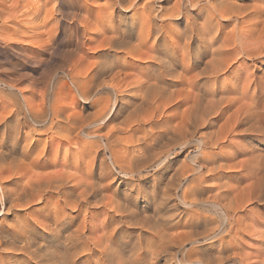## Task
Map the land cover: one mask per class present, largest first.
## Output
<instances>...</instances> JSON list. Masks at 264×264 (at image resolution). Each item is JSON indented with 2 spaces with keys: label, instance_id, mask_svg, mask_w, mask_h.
<instances>
[{
  "label": "rangeland",
  "instance_id": "rangeland-1",
  "mask_svg": "<svg viewBox=\"0 0 264 264\" xmlns=\"http://www.w3.org/2000/svg\"><path fill=\"white\" fill-rule=\"evenodd\" d=\"M114 1L115 0H0V187L3 188V193L0 195V264H43V262L39 260L41 258L37 259L39 255L44 254H42L41 251H37L38 253L34 255L35 259L31 257V260H29L26 255H20L16 248L21 247L22 243L20 240L13 241L12 237L10 239V237L7 236L9 231L8 228L10 230L15 229L13 232L16 234L23 228H29V230L35 231L39 236H37L38 239H35L36 244L44 248L50 238L47 235L49 228L52 229V225L49 227L48 224H50V220H58V218L60 221L64 220V223L67 221L66 230L81 228L85 223L88 231L92 228L88 232L91 237L89 236V239L81 237L74 241L73 244L75 248L72 247V250L70 248L69 252L71 254L68 253L70 255H65L68 257L70 256L69 258L66 257L68 258L66 260H74L72 262L73 264H94L93 262L97 264L98 261L96 262L94 257L96 260H99L100 254L98 251L96 252V250L99 249L94 246L92 239L94 241L95 237L97 238L100 236L99 234H102L101 232L110 233L112 230L111 228L118 223L119 226H117L118 229L116 228V234H119L114 237L119 239V241L114 238L117 243L112 241L113 244H111V250L115 252L114 257L116 258L119 254L126 257L128 255L127 253H129L128 250H131L134 245H136L135 247L138 246V241H140L142 247H147L146 244L148 245L149 239L153 237L152 235L163 228L161 232L164 231L163 233L165 234L167 232L169 235L167 234L168 237L165 238L167 241H164L162 246L168 244L166 247V249H168H165V252L158 256V263L156 264H189V261L198 259L201 260L203 264H264V203L263 199L257 201V198L263 195V186L261 185V187L258 183L259 176H261L260 173H262L264 166L263 138H260L257 133H251L249 135L244 134V127L242 126L234 132L233 136L229 135L224 140H218L219 143H217V146L206 143L208 146L205 145L206 147L204 146L201 152L204 156H199L197 161L193 163V157L195 156L193 154L199 151L196 142L201 135L204 134V136H206L216 131L220 133V128L225 120V117H212L209 115L204 119H211V124L201 125V122H199L200 125L197 123V126L193 124L190 125V123L186 125L188 120H186L185 123L187 115L185 112L183 113V111H186L191 104V99H193L197 89L201 85V87L207 89L210 85L208 83L209 81H207L208 79H206L207 77L204 75L196 78L197 82L192 80L194 74H197L198 70L202 67V62L208 59L206 56L207 54L203 55L200 62L198 61V63L194 65L196 67L193 68L196 69L192 68V70H196L195 72L191 69L189 70L191 62L189 58L195 54L193 53L194 51L186 53L182 58L180 52L177 54L178 63L175 64V72H180L183 63L182 69L184 68L187 73L185 72L183 76H181L185 81H182L183 78L177 81L174 77L166 76L168 82H171V85L173 83L174 87L170 85L168 88L169 90L165 88V91L163 89V93L165 92V97H167L173 92L171 96V102L174 101L173 103L167 102V106L160 104L158 105L160 106L159 110L154 108L157 104H141L142 102H140V99L137 97L138 91L134 90V87L137 88V81L139 82L140 79L146 77L147 74H151L152 71L154 72L156 66L148 60L127 57L124 51L128 49L126 46H132L133 43V45H135L137 42L136 35L139 33L138 31H140L138 28H141L139 24L144 22V20L150 22L154 15L159 16V8L172 6L176 0H170L171 3L170 1L166 3V0H134L132 2L133 8L132 6L128 7L129 9L131 8L130 10L127 9L129 0H116V6L113 3ZM210 1L211 0H199L197 6L194 7L196 9H199V7L200 9H204L206 7L202 13L196 12V14H200V16L197 15V17L199 16L197 22L200 20V22H202V20L208 16L204 14L206 12L209 13L206 9ZM227 1H229V3ZM258 1L223 0L222 2L228 4L237 2V6L239 5L238 7L242 8L249 7L248 5L244 7L245 4L249 2L252 9L250 7L251 10H247L246 13H251V16L242 18L244 15L238 16V13L234 12L236 15H231V18L228 19V17H225L226 15L220 16L218 13L216 15L214 12L215 15L214 13L212 14L216 19L214 18L211 24H214L215 27L217 26L216 28L219 26L218 30H220L222 39L234 27L238 31L240 29L245 30V27L251 26L250 30L247 32V37L252 43L255 41V44L257 43L256 45L259 44L258 47L261 46V48H256L255 44H252L254 47L252 45H249V47L245 45L243 47L247 49V52L252 54H255L256 50L258 51L257 53L261 50L263 53L260 54L261 56L259 54L257 55V53L255 55L251 54L252 56H244L243 60L241 59L242 62L244 61L243 63L241 60H239L240 62L231 63V69L229 68L228 70L229 72L226 71L219 75L220 79L218 78L217 80V85L219 87L217 86L215 88L226 89L233 85L236 88L233 86L231 88H234L235 91L229 94V96L236 97L239 95L238 97H242V94L246 92L245 95L247 98L249 97L248 99L251 97L253 99L256 98L255 105L250 106L249 110L251 108L250 112H259L263 114L261 124H263L264 127V34H261V30H263L261 27L264 26V23H262L264 17L263 13H261V16L257 10L254 9L255 11H253V6H256L255 4L259 3L257 6L260 5L259 7L262 8L264 3L263 0ZM183 2L184 9L188 13L190 12L189 16L192 15L191 17H193L196 15L192 6L189 5V0H183ZM234 3L233 5L235 6ZM240 3H243V6H240ZM142 5L146 7L144 13ZM220 6L222 5L219 3L217 7L219 8L218 10L227 11V9H224V6L221 8ZM170 7H166L165 10H168ZM185 7H188L190 11ZM149 9L152 10V13L149 12ZM233 9H231L232 11L228 9V12L235 11ZM252 11L256 12L257 15L253 14ZM133 13L136 15H132ZM218 15L219 20L217 19ZM165 17L162 23H160L159 17H157L158 19L156 18L157 23L162 24L165 28H162V30H165H163L165 33H162L164 36L167 37L168 35L172 37L183 30L185 19ZM234 21L237 22L234 23ZM249 21L252 23L250 24ZM146 22L141 25H144ZM149 22L147 23L149 24ZM166 22H170V25H165ZM218 23L220 24L218 25ZM255 25H257V27L252 28ZM254 29L257 30L255 31L256 33ZM123 31L125 34H130V32L132 34L129 40L127 38L129 44L125 46L126 48H124V45L120 48L121 45L118 44L122 42L120 41L121 36L118 37V32L120 35ZM261 35H263L262 40L259 39ZM113 37L114 40H111ZM152 37L153 36H151L149 40V44L152 42ZM254 37H257L256 39L259 41L255 40ZM130 41L133 43L130 44ZM114 42H118V47L116 44L114 45ZM261 42H263V44H261ZM112 44L114 46H112ZM233 45H237L236 52L241 51L239 42L233 43ZM144 48H142V50H145ZM184 64L186 67L188 66V68L184 67ZM237 64L239 67H237ZM243 64L246 67L242 68ZM245 73H248L253 79L247 77L246 79L243 78L248 75H244ZM247 79H251L253 82L251 80V82H248ZM240 80L251 84L247 85ZM191 81L194 82L192 83ZM203 81H207V85L206 83L204 85ZM189 82L192 86L191 84L189 85ZM198 82L200 84H198ZM195 83L196 85L194 87L193 85ZM253 83H255L254 86ZM240 84L245 85L243 87V85ZM196 86L198 88H196ZM245 86H247V88L249 87L250 91ZM242 87L244 88L243 91ZM170 88H174V91L176 89V94L172 90L171 93H168L170 92ZM239 93H241V95ZM176 95L178 98H176ZM173 98L175 100H173ZM246 101L247 100L244 102ZM164 103L166 104V102ZM136 104L137 106H134ZM238 104H234L229 112L231 113L234 111ZM162 107H164V109H162ZM164 119H167L166 122ZM168 120L169 122L172 121V124L170 123L171 125ZM166 123L168 124L165 125ZM184 123L185 125H183ZM161 124L166 126L164 127L165 129L169 125V127H173V125L176 127V125H178L177 127L179 128L180 126V129L182 127H187V129H182L181 131L177 130L178 128L175 129V136L177 138L174 137L175 140L172 142L169 141L171 140L170 135L168 137V135L164 134L166 135L164 136L163 133V136L160 135L161 137L159 136L156 138L158 136L157 131L162 132L164 130V128L156 127ZM150 127L152 129L154 128V132L152 129L150 131ZM190 131H192V133ZM177 134L179 136H177ZM154 137L158 140H154ZM220 137L221 136L218 135L217 138ZM159 138L163 140L159 141ZM181 140L187 142L185 147L178 146L179 143L181 144ZM154 141L156 144L152 145L155 143ZM158 141L159 143L161 142V144L157 143ZM168 149L170 150L169 154L167 153ZM114 150H117V152L114 153ZM37 154L40 156L38 160L39 163L33 162ZM230 158H236L233 160L235 162L242 160L244 162L243 169H245V172L248 169L247 175H245L244 170H241L240 167L234 169L233 167L227 166L228 161L229 164L232 163ZM246 159H249L250 162ZM247 162L248 165L246 164V169L245 163ZM63 164H66L67 167L68 165L71 167L68 168L69 172L72 171V174L74 172V176L72 175L73 183L80 180V177L83 179L88 178V182L92 180L97 181L99 183V189L97 190L99 192H96V194H98L97 196L102 195L107 198L111 197L114 201L119 202L123 210H121L122 212L119 211V213H123L124 210V213H127V209L128 213H132V215L136 213L138 216L134 215V217L137 219L143 216L150 217L154 215L153 218L150 217L152 222L149 221L146 225L145 223H140L139 225V222L135 221L136 218L132 215L131 218H122L116 214L118 212L111 209L112 206H94L95 199L93 197L90 199L89 203H87L88 205L85 203L77 204L78 206L75 205L74 208H68L64 215V204L60 201V196L55 194L48 196L49 198L47 197L45 201H35V203L32 198L28 197L29 200L24 198L25 200L22 199L19 204H23L26 200H28L29 203L26 201L27 204L16 207L17 209L12 208L10 209L11 211L9 210L8 212L6 211V213H2L5 206L8 208L7 202L11 198L13 199V194L20 192L22 187L26 185V181H29L30 177L33 178V176L37 174H53L59 171L56 169H62L64 167ZM124 171L126 172L124 173ZM75 174L77 176H75ZM248 174H250V176ZM245 177L250 181L247 180V182ZM253 181L254 183L256 182L257 185H251ZM249 182L251 183V187L254 189L258 187L259 189L256 188L253 190L249 186ZM246 183H248V186L251 188H249L251 190L250 192H248L249 189L247 191L248 187ZM240 184H242L241 188H244V186L247 187V192L243 190V193L245 192L244 194H246L244 197H246L245 199L251 197L252 202L245 203L242 201V207L240 208L243 211L240 209L237 211L227 210L228 207L221 206L224 212L227 213H223V210L222 213H216L210 204L216 203L225 205L223 201L226 202V200H231L232 198V195H230L231 197H229V199H221L219 194L223 190L222 186L227 185L229 188L233 186L231 187L233 189L240 186ZM7 190L9 191L8 193ZM75 190L77 193L79 191L78 187H76ZM256 190L258 191L257 194H255ZM259 190L262 194L259 193ZM240 191H242V189ZM184 193L187 195V201H192L193 207H185L181 204L180 200L183 198L182 196ZM243 193L241 192V194ZM248 193H250V195H248ZM251 195H253L254 198ZM3 199L6 200V202ZM223 214H226L228 218L227 221H222L224 219ZM218 215L223 216V219ZM82 217L85 218L82 220ZM110 219L114 220L113 222L115 223L112 221L110 222ZM108 220L109 222H107ZM130 220L133 224L131 223L132 226L129 225V227L128 224H130ZM157 220H159V222ZM81 221L86 222L81 223ZM28 222L30 223L28 224ZM89 222L91 226L93 225L92 227ZM136 222H138V224H136ZM154 223H156V226ZM107 225H110L108 226L109 228ZM121 225L123 226L122 228H120ZM159 226L161 228H159ZM33 227L35 230H33ZM149 228L151 229L149 230ZM157 228L160 230H156ZM153 230H156L154 231L155 233H153ZM123 236H125V238ZM169 236L171 240L176 236L174 237L176 239L173 238V240L176 241H171ZM130 238H132V240ZM12 241L14 242L13 245L11 244ZM174 242L175 244H173ZM83 244L85 246L88 245L90 248L88 246L85 247ZM115 244L118 246V249L115 247ZM130 244H134L132 248ZM172 244L173 246H171ZM123 246L127 249H124L125 247ZM84 248H86L87 251ZM31 250L36 251L37 248L33 247ZM122 250L125 251L126 255ZM126 250L128 252H126ZM117 252L121 253L118 254ZM96 256H98V259ZM160 257L162 259H160ZM147 258L148 256H145V261L149 262L150 259L148 258V260ZM91 259L93 260L92 262ZM145 261L143 264H147Z\"/></svg>",
  "mask_w": 264,
  "mask_h": 264
},
{
  "label": "bare ground",
  "instance_id": "bare-ground-1",
  "mask_svg": "<svg viewBox=\"0 0 264 264\" xmlns=\"http://www.w3.org/2000/svg\"><path fill=\"white\" fill-rule=\"evenodd\" d=\"M117 1H119V0H117ZM116 0L113 2L114 3V5H115V2H117ZM127 1V0H126ZM134 0H129V5L127 6V9H129L128 7H131L133 4H132V2H133ZM148 1V0H147ZM159 1V0H158ZM161 1V0H160ZM170 0H166V3H168ZM174 1V0H173ZM207 1V0H206ZM219 0H211L209 3H208V7H207V9H206V11H208L209 13H205L204 15L206 16V14L208 15L207 17H203L204 19L202 20V22H197V18L200 16V14L199 13H202V11L206 8H202V9H200V7H199V9H196V8H194V7H196L197 6V4L199 3V0H189V5L190 6H192V8L194 9V11H195V14H196V12L198 11L199 13H197L196 15H194L193 17H191V16H189L190 15V12L188 13L185 9H184V6H183V0H176V1H174V3L172 4V6L170 7V6H166V7H170L168 10H165V8L166 7H164V8H159V7H156V8H159L160 10L158 11V14H159V16H156V15H154L153 17H152V20L149 22V21H147V22H149V24L144 20V22H146L144 25H141V24H143L144 22H142L141 24H139L140 26H141V28H138V30L140 29V31H138L139 33L136 35V40H137V45H136V43H135V45H133L134 43L133 42H131L130 41V44H132V46H130V45H128L129 44V37H132V34H131V32H130V34H125V32L123 31L122 32V34H120L119 35V32H118V37L119 36H121L120 37V41H122V42H120V43H118V44H120L121 46H120V48L121 47H123V45H124V48H128V49H126L125 51H124V54L127 56V57H130V58H137V59H139V60H148L150 63H152V64H154L155 66H156V69H155V71L153 72L152 71V73L151 74H147V76L146 77H144L143 79H140V81L138 82L137 81V84H136V86H137V88H135L134 87V90H137L138 92V95H137V97L140 99V102H142L141 104H144V103H151V104H153V105H155V104H157V106H155L154 108H156V110H159V108H160V106H158V105H160V104H163V105H166L167 106V102H171V96L173 95V92H172V94L171 95H169V96H167V97H165V92L163 93V89L165 90V88H166V90H169L168 88L170 87V83L168 82V80L166 79V76L167 77H174V78H176L177 79V81H178V79H180V78H183V77H181V76H183V74L186 72L185 70H184V68L182 69V67H183V63H182V67H181V69H180V72H178V73H176L175 72V64L176 63H178L177 62V54L180 52L181 53V58L182 57H184V55L186 54V53H189V52H191V51H194L193 53H195L193 56H191L190 58H189V60L191 61L190 62V66H189V70L191 69L192 70V68L193 67H196V66H194L196 63H198V61L200 62V60H201V57L203 56V55H206L207 57H208V59H206L204 62H202V67L198 70V73L196 74H194L193 72H195L194 70H192L193 72V74H194V77H193V79L192 80H197L196 78H198V77H200V76H202V75H204V76H206L205 78L206 79H208L207 81H209L208 83L210 84H208L209 85V87L207 88V89H205L204 87H197L196 86V88H198L197 89V92H196V94L193 96V99H191L192 101H191V104L189 105V107L186 109V111H183V113L185 112L186 113V115H187V117H186V119H185V123H186V120H188L187 122L188 123H186V125L187 124H189L190 123V125H196L197 126V123H199V122H201V125H204V124H211V119H207V120H205L204 118H206L207 116H209V115H211L212 117H225V120H224V122H223V124H222V126H221V128H220V133H219V131H216V132H211L209 135H206V136H204V134L203 135H201V137L199 138V140L196 142L197 143V145H198V148H199V151L197 152V153H195V154H193V155H195L194 157H193V163H195V161H197V159L199 158V156H204V154H202L201 152H202V150H203V147L206 145V143L208 144H211L212 146H214V145H216L217 146V143H219L218 142V140H224V139H226L229 135L231 136H233V134H234V132L235 131H237V129H239L240 127H244V130H243V133L244 134H247V135H249V134H251V133H257L258 135H259V137L260 138H263V141H264V127H263V124H261V118H262V116H263V114L262 113H257V112H255V113H253V112H250V110H251V108H250V110H249V107L250 106H252V105H255V102H256V98H250V99H248L247 97H246V95H245V93L244 94H242V97H238V96H229V94H232V93H234V91H235V89L234 88H236V87H234L233 85V87L234 88H231V87H227L226 89L225 88H223V89H219V88H215V87H217L218 85H217V80H218V78H219V75L221 74V73H224V72H226V71H228L229 70V68L231 67V63H236L237 61H239V60H243V58H244V56H248V55H251L252 53H249V52H247V49L245 48V47H243V46H245V45H248V47H249V45H254L255 44V41H254V43H252L249 39H248V37H247V32L250 30V28H251V26H248V27H245V30H243V29H240V30H236V28L234 27V28H232L231 29V31L230 32H228V34H226V36L224 37V35H225V33H224V35H223V39H222V36L220 35V30H218V28H219V26H218V28H216L215 26H214V24H211V21L213 22V19L215 18L214 17V15H215V13H216V15H217V13L220 15V16H224V15H226L225 17H228V19L229 18H231V15H236V14H234V12H236V13H238V16L239 15H244L242 18H247V17H249V16H251V13H249L248 12V14L246 13L247 12V10H249L250 9V7H251V9H252V6L251 5H249L250 3L248 2V4H245V6L244 7H246V5H248L249 7H247V8H242V7H238L237 6V2L236 3H234L235 4V6L233 5V3H231V4H228L229 3V1H227L228 3H224V2H222V1H219ZM225 1V0H224ZM231 1V0H230ZM235 1V0H234ZM242 1V0H241ZM258 1V0H257ZM260 1V0H259ZM258 1V2H259ZM145 2V1H144ZM188 2V1H187ZM186 2V3H187ZM244 2V1H243ZM121 3V2H120ZM170 3H171V1H170ZM207 3V2H206ZM206 3H204V4H206ZM219 3L222 5V6H224L225 8L224 9H227V11L226 10H218L219 8H217L218 7V5H219ZM263 3H264V0H263ZM122 4V3H121ZM124 4H125V2H124ZM136 4V3H135ZM153 4V3H152ZM201 4V3H200ZM241 4V3H240ZM243 4V3H242ZM240 5V6H243V5ZM255 4V3H254ZM259 4V3H258ZM258 4H255L256 6H253V11H255V10H257L258 11V13H263V17H264V6L262 7V5H261V7L262 8H260L259 6H257ZM113 5V6H114ZM118 5H120V4H118ZM137 5V4H136ZM146 5H147V3H146ZM168 5V4H167ZM201 5H203V4H201ZM116 6V5H115ZM124 6V5H123ZM122 6V7H123ZM138 6V5H137ZM159 6V5H158ZM206 6V5H205ZM222 6H220V8L222 7ZM120 7V6H119ZM140 7V6H139ZM142 7H143V5H142ZM151 7V6H150ZM153 7V6H152ZM161 7V6H160ZM126 8V7H125ZM132 8H133V6H132ZM186 8V7H185ZM233 8H238V9H233ZM131 9V8H130ZM129 9V10H130ZM186 9H188V7L186 8ZM228 9H233V10H235V11H233V12H228ZM250 9V10H251ZM255 9V10H254ZM135 10V9H134ZM136 10H137V8H136ZM143 13L145 12V10H146V7H143ZM189 11H190V9H188ZM237 10V11H236ZM133 11V10H132ZM140 11V10H139ZM139 11H138V13H139ZM154 11V10H153ZM157 11V10H156ZM192 11V10H191ZM232 11V10H231ZM252 11V13L253 14H256L257 15V13L256 12H253ZM134 12V11H133ZM148 12V11H147ZM149 12L150 13H152V10H150L149 9ZM215 12V13H214ZM135 13H136V11H135ZM137 13V14H138ZM166 13V14H165ZM212 13H214V15L212 14ZM233 13V14H232ZM132 15H136V14H132ZM141 15H142V13H141ZM140 15V16H141ZM197 15H199L198 17H197ZM219 15H218V17H217V19L219 18ZM230 15V16H229ZM149 16V15H148ZM165 16H167V18H173V17H178V18H182V19H185L184 21H185V25L183 26L184 28H182L181 30V32L180 33H176V35H173L172 37H169L168 35H167V37L166 36H164L162 33L165 31L164 29V27L162 26V24H160V23H162V22H164V18H166ZM181 16V17H180ZM261 16H262V14H261ZM137 17V16H136ZM138 17H139V15H138ZM143 17V16H142ZM151 17V16H150ZM157 17H159V19H160V23H157V20H156V18ZM255 17V16H254ZM133 18V17H132ZM141 18V17H140ZM146 18H147V16H146ZM202 18V17H201ZM224 18V17H223ZM223 18H220V19H223ZM149 19V18H148ZM158 19V18H157ZM175 19V18H174ZM200 19V18H199ZM216 19V18H215ZM234 19V18H233ZM233 19H232V21H233ZM262 19V18H261ZM143 20V19H142ZM141 20V21H142ZM219 20V19H218ZM225 20V19H224ZM240 20V19H239ZM252 20V19H251ZM258 20V19H257ZM141 21H139V22H141ZM170 21V20H169ZM173 21V20H172ZM238 21V20H237ZM237 21H234V23L235 22H237ZM218 22V21H217ZM231 22V21H230ZM241 22V21H240ZM245 22H247V21H245ZM256 22V21H255ZM258 22H259V20H258ZM170 22H166L165 23V25H170L169 24ZM181 23V22H180ZM215 23V22H214ZM249 23L251 24L252 22L251 21H249ZM261 23V22H260ZM259 23V24H260ZM262 23H264V18H263V22ZM178 24V23H177ZM220 23H218V25H219ZM247 24V23H246ZM257 24V23H256ZM88 25V24H87ZM164 25V24H163ZM236 25V24H235ZM249 25V24H248ZM258 25V24H257ZM257 25H255L254 27H252V28H255V27H257ZM239 26H241V25H239ZM260 26V25H259ZM166 27V26H165ZM168 27V26H167ZM162 28H164L163 30H162ZM242 28H243V26H242ZM263 30H261L262 31V33L261 34H264V26L263 27H261ZM114 29V28H113ZM257 29H259V28H257ZM223 30V29H222ZM177 31H180V30H177ZM237 31V32H236ZM253 31V30H252ZM255 31H257V30H255L254 29V32ZM159 32H160V34H159ZM254 32H252V33H254ZM165 33V32H164ZM256 33V32H255ZM259 33H260V31H259ZM257 34H258V32H257ZM251 35V34H250ZM254 35V34H253ZM151 36H153L152 37V42H150V44H149V40L151 39ZM221 36V37H220ZM256 36V35H255ZM258 36H259V34H258ZM169 37V38H168ZM127 38H128V40H127ZM252 38V37H251ZM255 38V40H257L256 38L257 37H254ZM262 38H263V35H261V37L259 38V39H261L262 40ZM111 40H114V37L111 39ZM135 40V41H136ZM257 41H259V40H257ZM238 43L239 42V48L241 49V51L239 52L238 50V52H236V47H237V45H233V43L235 44V43ZM117 43L116 42H114V45L116 44L117 45ZM149 45H148V44ZM111 44V43H110ZM257 44V43H256ZM255 44V45H256ZM261 44H263V42H261ZM113 44H112V46H114ZM126 45H128V46H126ZM233 45V46H232ZM252 45V46H253ZM259 45V44H258ZM258 45H256L255 47L256 48H261V46L260 47H258ZM126 46V47H125ZM130 46V47H129ZM148 46V47H147ZM111 47V46H110ZM117 47H118V45H117ZM145 47V48H144ZM247 47V48H248ZM254 47V46H253ZM252 47V48H253ZM142 48H144L145 50H142ZM255 48V49H256ZM250 50V49H249ZM253 50H254V48H253ZM259 50V49H258ZM170 51V52H169ZM242 51H243V53H242ZM255 51V50H254ZM262 51V50H261ZM259 52V53H257L258 51L256 50L255 52L257 53V55L259 54H262L263 52ZM250 52H252V51H250ZM192 53V54H193ZM255 53V54H256ZM182 54H183V56H182ZM254 54V53H253ZM252 54V55H253ZM254 54V55H255ZM124 55V56H125ZM189 55V54H188ZM187 55V56H188ZM191 55V54H190ZM251 55V56H252ZM261 56V55H260ZM179 57V56H178ZM250 58V57H249ZM183 60V59H182ZM186 60H188V59H186ZM185 60V61H186ZM242 60H241V62H242ZM178 61H180V60H178ZM184 61V60H183ZM182 61V62H183ZM187 62V61H186ZM240 62V61H239ZM244 62V61H243ZM242 62V63H243ZM149 63V64H150ZM181 63V62H180ZM152 64H150V65H152ZM179 65V64H178ZM187 65V64H186ZM155 66H153V67H155ZM241 66V65H240ZM179 67V68H180ZM184 67H186L185 66V64H184ZM233 67H236V66H233ZM237 67H239L238 66V64H237ZM243 67H246V66H244V64H243V66H242V68ZM186 68H188V66L186 67ZM193 69H196V68H193ZM231 69V68H230ZM236 69V68H235ZM177 70H179V69H177ZM176 70V71H177ZM243 70V69H242ZM246 70V69H245ZM232 71V70H231ZM233 71H234V69H233ZM240 71V70H239ZM93 72V71H92ZM229 72V71H228ZM227 72V73H228ZM236 72V71H235ZM238 72V71H237ZM245 72V71H244ZM246 72H247V70H246ZM187 73V72H186ZM240 73H241V71H240ZM232 74H233V72H232ZM248 73H245L244 75H247ZM240 75H242V74H240ZM236 76V75H235ZM249 76V74L247 75V76H245V77H243V78H245L246 79V77L247 78H251L250 76ZM186 77V76H185ZM237 77V76H236ZM236 77H234V78H236ZM242 78V79H243ZM88 79H90V78H88ZM87 79V80H88ZM169 79H171V78H169ZM186 79V78H185ZM204 79V78H203ZM220 79V78H219ZM245 79H244V81H245ZM251 79H253V78H251ZM250 79V80H251ZM184 80V78L182 79V81ZM235 80H239V79H235ZM248 80V79H247ZM250 80H248V82H251ZM185 81V80H184ZM190 81V80H189ZM200 81H202V80H200ZM206 81V82H207ZM241 81V80H240ZM240 81H239V83H240ZM242 82V83H245V82ZM86 82V81H85ZM173 82V81H172ZM192 83L194 82V81H191ZM197 82V81H196ZM206 82H204L203 81V84L205 85V83ZM236 82H238V81H236ZM245 83V84H247V85H249V84H251V83ZM253 82V81H252ZM256 82V81H255ZM136 83V82H135ZM184 83V82H183ZM98 84V83H97ZM181 84H182V82H181ZM185 84V83H184ZM191 83L189 82V85H190ZM198 84H200L199 82H198ZM231 84V83H230ZM237 84V83H236ZM244 84V85H245ZM254 84L255 83H253V86H254ZM176 85H178V84H176ZM179 85H180V82H179ZM195 85H196V83L193 85L194 87H195ZM206 85H207V83H206ZM229 85V84H228ZM235 85V84H234ZM238 85V84H237ZM240 85H243V84H240ZM244 85H243V87H244ZM171 86H173V83H172V85ZM191 86H192V84H191ZM174 87V86H173ZM219 87V86H218ZM241 87V86H240ZM242 87V91H243V88ZM246 88H247V86H245ZM104 88V87H103ZM196 88H194V89H196ZM222 88V87H221ZM251 88V87H250ZM118 89V88H117ZM174 88H170V92H168V93H171V90L172 91H174L173 90ZM247 89H249V87L247 88ZM247 89H245V90H247ZM165 90V91H166ZM239 90V89H238ZM79 91V90H78ZM83 91V90H82ZM81 91V92H82ZM122 91V90H121ZM249 91H250V89H249ZM257 91V90H256ZM120 92V91H119ZM175 92H177L176 91V89H175V91H174V93ZM248 92V91H247ZM97 93V92H96ZM167 93V94H168ZM241 93H243V92H241ZM241 93H239L240 95H241ZM135 94H136V92H135ZM176 94V93H175ZM193 94V93H192ZM164 95V96H163ZM248 95V94H247ZM175 96V95H174ZM173 96V97H174ZM177 96V95H176ZM254 96V95H253ZM81 97H83V96H81ZM187 97V96H186ZM256 97V96H255ZM111 98V97H110ZM109 98V99H110ZM138 98H137V100H138ZM176 98H178V96L176 97ZM245 98H247V99H245ZM136 99V98H135ZM179 99H181V98H179ZM185 99V98H184ZM173 100H175L174 98H173ZM182 100V99H181ZM180 100V101H181ZM189 100V99H188ZM245 100H247L246 102H244ZM261 100V99H260ZM166 102V104L164 103V102ZM176 101H177V99H176ZM108 102V101H107ZM135 102V101H134ZM134 102H133V104H134ZM174 101H172L171 103H173ZM183 102V101H182ZM178 103V102H177ZM179 103H181V102H179ZM238 103H240V104H238ZM133 104H132V106H133ZM140 104V105H141ZM168 104H170V103H168ZM234 104H238V106H237V108L234 110V111H232L231 113L229 112L230 111V109L232 108V106H234ZM172 105V104H171ZM103 106V105H102ZM106 106V105H105ZM134 106H137V104L136 105H134ZM149 106V105H148ZM165 106V107H166ZM248 107V108H247ZM103 108H104V106H103ZM153 108V107H152ZM167 108V107H166ZM162 109H164V107H162ZM161 109V110H162ZM253 109H254V107H253ZM111 110V109H110ZM153 111H154V109H153ZM164 111V110H163ZM156 112V111H155ZM54 113V112H53ZM158 113V112H157ZM97 114V113H96ZM108 115V114H107ZM160 115H162V114H160ZM185 115V114H184ZM185 115V116H186ZM103 117V116H102ZM164 117V116H163ZM184 117V116H183ZM167 118H168V116H167ZM209 118V117H208ZM107 119V118H106ZM165 120V119H164ZM167 120V119H166ZM166 120H165V122H166ZM98 121V120H97ZM141 121V120H140ZM139 121V122H140ZM143 121V120H142ZM171 121V120H170ZM39 122V121H38ZM41 122V121H40ZM92 122V121H91ZM149 122V121H148ZM156 122V121H155ZM154 122V123H155ZM168 122H169V120H168ZM172 122V121H171ZM171 122H169V124L171 123ZM153 123V124H154ZM185 123L183 124V125H185ZM98 124V123H97ZM160 124V123H159ZM168 123H166L165 125H167ZM172 124V123H171ZM170 124V125H171ZM155 125V124H154ZM153 125V126H154ZM164 124H161V125H157L156 127H161V128H164V127H166ZM169 125V126H170ZM199 125H200V123H199ZM163 126V127H162ZM169 126H167V128L165 129L164 128V130L161 132V131H157L156 129V131H157V137L156 138H158L160 135H162V133H163V135L164 134H166V135H168V137H169V135H170V139L171 140H169V141H174L175 140V138L174 137H176L175 135H176V130L175 129H177L178 127V125H176V127L173 125V127H169ZM195 126V127H196ZM112 127V126H111ZM130 127V126H129ZM135 127V126H134ZM137 127V126H136ZM155 127V126H154ZM169 127V128H168ZM175 127V128H174ZM182 127V126H181ZM192 127V126H191ZM194 127V128H195ZM144 128V127H143ZM174 128V129H173ZM190 128V127H189ZM194 128H192V129H194ZM113 129V128H112ZM111 129V130H112ZM135 129V128H134ZM137 129V128H136ZM151 127H150V131H151ZM157 129H159V128H157ZM182 129H187V127H185V128H181L180 129V126H179V128L177 129V130H182ZM154 130V128L152 129V131ZM159 130H162V129H159ZM191 130V129H190ZM16 131V130H15ZM134 131V130H133ZM146 131V130H145ZM149 131V130H148ZM150 131H149V133H150ZM184 131V130H183ZM182 131V132H183ZM17 132V131H16ZM90 132V131H89ZM111 132V131H110ZM154 132V131H153ZM179 132V131H178ZM191 133H192V131H190ZM38 133V132H37ZM93 133V132H92ZM147 133V132H146ZM191 133H187V134H191ZM26 134V133H25ZM116 134V133H115ZM129 134V133H128ZM127 134V135H128ZM141 134V133H140ZM151 134H153V133H151ZM155 134V133H154ZM179 134H181V133H179ZM53 135V134H52ZM90 135V134H89ZM134 135V134H133ZM147 135H148V133H147ZM150 135V134H149ZM156 135V134H155ZM162 135V136H163ZM166 135H164V136H166ZM218 135H220L221 137L220 138H217L218 137ZM121 136V135H120ZM151 136V135H150ZM177 136H179L178 134H177ZM77 137V136H76ZM91 137V136H90ZM124 137V136H123ZM161 137V136H160ZM167 137V138H168ZM213 137H214V139H213ZM120 138H122V137H120ZM147 139H149L148 137H146ZM145 138V139H146ZM151 138H152V136H151ZM150 138V139H151ZM155 137H154V140L156 139ZM163 138V137H162ZM165 138V137H164ZM166 138V139H167ZM177 138V137H176ZM217 140H216V139ZM63 139V138H62ZM129 139V138H128ZM141 139H143V138H141ZM141 139H139V140H141ZM146 139V140H147ZM107 140V139H106ZM121 140V139H120ZM144 140V139H143ZM152 140V139H151ZM156 140H158V139H156ZM163 139H160L159 138V141H162ZM197 140V139H196ZM32 141H33V139H32ZM108 141V140H107ZM153 141V140H152ZM159 141L157 142V143H159ZM167 141V140H166ZM182 141V140H181ZM109 142V141H108ZM147 142V141H146ZM150 142V141H149ZM155 142V141H154ZM153 142V143H154ZM164 142V141H163ZM176 142V141H175ZM183 142V141H182ZM181 142V144L179 143V147H185L186 145H187V142L186 141H184L183 143ZM84 143V142H83ZM95 143V142H94ZM110 143V142H109ZM123 143V142H122ZM132 143V142H131ZM137 143V142H136ZM146 144H150V143H146ZM145 144V145H146ZM152 144V143H151ZM156 144V142L154 143V144H152V145H155ZM159 144H161V142L159 143ZM167 144V143H166ZM72 145V144H71ZM116 145V144H115ZM117 145H118V143H117ZM196 145V144H195ZM46 146V145H45ZM75 146V145H74ZM94 146H95V144H94ZM98 146V145H97ZM148 146V145H147ZM160 146V145H159ZM162 146V145H161ZM174 146V145H173ZM206 146H208V145H206ZM205 146V147H206ZM124 147V146H123ZM138 147V146H137ZM116 148V147H115ZM136 148V147H135ZM141 148V147H140ZM146 148H148V147H146ZM154 149H156V148H154ZM181 149V148H180ZM33 150V149H32ZM78 150H80V149H78ZM109 150V149H108ZM28 151V150H27ZM27 151H26V153H27ZM40 151V150H39ZM38 151V152H39ZM115 152L114 153H116L117 152V150H114ZM154 151V150H153ZM168 152V154H169V152H170V150L168 149L167 150ZM95 152V151H94ZM165 152V151H164ZM195 152V151H194ZM193 152V153H194ZM32 153V152H31ZM30 153V154H31ZM200 153H201V155H200ZM204 153V152H203ZM29 154V153H28ZM154 154V153H153ZM171 154V153H170ZM165 155V154H164ZM233 155V154H232ZM241 155H243V154H241ZM264 155V154H263ZM167 156V155H166ZM170 156V155H169ZM168 157V156H167ZM234 157H236V156H234ZM66 158V157H65ZM119 158V157H118ZM133 158V157H132ZM237 158V157H236ZM236 158H230L231 159V162L232 163H230L229 164V161H228V165L227 166H229V167H233L234 169L236 168V167H240L241 168V170L243 169V166H244V162L242 161V160H240V161H237V162H235V161H233V160H235ZM255 158V157H254ZM263 158H264V156H263ZM40 159V156L37 154V157H36V159H35V161H33V162H35V163H39V160ZM67 159V158H66ZM115 159V158H114ZM192 159V158H191ZM130 160H131V158H130ZM133 160V159H132ZM159 160V159H158ZM247 160V159H246ZM259 160V159H258ZM257 160V161H258ZM65 161H67V160H65ZM65 161H64V163H65ZM155 161V160H154ZM161 161V160H160ZM248 162H250L249 161V159L247 160ZM152 162V161H151ZM162 162V161H161ZM248 162L247 163H245V165L247 164L248 165ZM257 163V162H256ZM260 163V162H259ZM262 163V162H261ZM101 164V163H100ZM162 164V163H161ZM250 164V163H249ZM44 165H47V164H44ZM50 165V164H49ZM57 165V164H56ZM64 165V164H63ZM68 165V164H67ZM95 165V164H94ZM247 165L245 166L246 167V169H247ZM256 165H258V164H256ZM260 165V164H259ZM60 166H62V165H60ZM48 167V166H47ZM70 166L68 165V167L66 166V164L64 165V167L62 168V169H56L58 172H55V173H47V174H37V175H35V176H33V178H29V181L27 180L26 181V185H24V187H22V186H20V187H22V189H21V191L20 192H17V193H14L13 194V190H12V194H13V199L11 198L8 202H7V204H8V208H6V206H5V208H4V210H2L3 212L2 213H6V211L8 212L10 209H12V208H16V207H21V205H23V204H27V203H29V198H32L33 199V202L35 203V201H40V202H42L43 200L45 201L46 199H47V197L48 196H50V195H52V194H55V195H58V196H60V198H61V202L64 204V210H63V214L65 215V212L67 211V209L68 208H74L75 207V205H77V204H87V203H89V201H90V199L93 197L95 200H94V202H95V204H94V206H98V205H103V206H112V208L111 209H113V211H116V212H118V213H116L117 215H119L120 217H122V218H131V215H132V213H128V211H127V209H126V212L127 213H124L125 212V210H124V212L123 213H119V211H121L122 209V207H121V204L119 203V202H116V201H114V199L113 198H111V197H106V196H97L98 194H96V192L98 193L99 191H97L98 189H99V183L97 182V181H95V180H92L91 182H88L87 181V179L88 178H81L80 177V180H78L77 182L75 181L76 180V178H75V183H73L72 182V180H73V177H72V175L74 174V172H73V174L71 173V172H69L68 171V168H69ZM113 167V166H112ZM244 167V168H245ZM256 167H260V166H256ZM256 167H255V170H256ZM46 168V167H45ZM58 168V167H57ZM71 168V167H70ZM120 168V167H119ZM239 168V169H240ZM123 169V168H122ZM236 169H238V168H236ZM70 170V169H69ZM244 170V172H245V169H243ZM258 170V169H257ZM261 170H262V168H261ZM247 171H248V169H247ZM247 171L245 172V175H247L246 173H247ZM260 171V170H259ZM258 171V172H259ZM51 172H53V171H51ZM126 171H124V173H125ZM128 172V171H127ZM122 173V172H121ZM124 173H122V174H124ZM172 174V173H171ZM255 174H256V172H255ZM261 174V176H259V179H258V183L260 184V186L263 188V195H260L257 199V201H259V199L260 200H262L263 199V203H264V166H263V171H262V173H260ZM79 175V174H78ZM129 175V174H128ZM219 175V174H218ZM245 175H243V176H245ZM249 176H250V174H248ZM74 176V175H73ZM75 176H77L76 174H75ZM130 176V175H129ZM18 177V176H17ZM61 177V178H60ZM88 177V176H87ZM127 177V176H126ZM171 177V176H170ZM257 177H258V175H257ZM27 178V179H28ZM79 178V177H78ZM168 178H169V176H168ZM246 178V177H245ZM252 178H253V176H252ZM254 179H257V178H254ZM247 180H249V179H247L246 178V181ZM94 181V182H93ZM99 181V180H98ZM250 181V180H249ZM256 181V180H255ZM111 182V181H110ZM248 182V181H247ZM13 183V182H12ZM25 183V182H24ZM73 183V184H72ZM244 183V182H243ZM70 184V185H69ZM245 184V183H244ZM247 185V187L246 186H244V188H241V185L242 184H240V186H238L237 188H231V187H233V186H231L230 188H229V186H227V185H225V186H222V191H221V193L219 194V196L221 197V199H229V197H231L230 195H232V198H231V200L229 199V200H226V202L225 201H223L224 203H225V205H221V204H216V203H214V204H210L211 205V207H212V209H214L215 210V212L216 213H222V210H223V208L221 207V206H224V207H228V209L227 210H238V209H240V210H242L240 207H242V201H244L245 203H248V202H250L251 201V197H249L248 195H250V193H248V197L250 198H248V199H245L246 197H244L246 194H244L243 193V190H245L246 191V188H247V191H248V189L251 187V185H254V184H256V182L254 183V181L252 182V184L249 182V186H248V183H246ZM251 184V185H250ZM106 185V184H105ZM178 185V184H177ZM257 185V184H256ZM255 185V186H256ZM254 186V187H255ZM259 186V185H258ZM259 186V187H260ZM16 187H17V185H16ZM76 187H78V192L76 193V190H75V188ZM253 190H255L256 188L257 189H259L258 187H256L255 189L253 188V187H251ZM250 188V189H251ZM13 189V188H12ZM17 189V188H16ZM221 189V188H220ZM242 189V191H240ZM249 189V191L248 192H250L251 190ZM261 189V188H260ZM18 190V189H17ZM19 190H20V188H19ZM239 190V191H238ZM16 191V190H15ZM246 191V192H247ZM9 191L7 190V193H8ZM10 192H11V190H10ZM166 192V191H165ZM235 192H236V194H235ZM241 192L243 193V194H241ZM3 193V188H1L0 187V195ZM5 193V192H4ZM34 193H36V194H34ZM258 193V191L256 190V192H255V194H257ZM259 193L260 194H262V192H260V190H259ZM235 194V195H234ZM100 195V194H99ZM254 195V194H253ZM253 195H251V196H253ZM112 196V195H111ZM258 196V195H257ZM6 197H8V196H6ZM29 197V198H28ZM162 197V196H161ZM183 198L180 200V202H181V204L183 205V206H185V207H193V203H192V201L191 202H188L187 201V195L184 193L183 194V196H182ZM200 197V196H199ZM243 197H244V199L245 200H247V201H245L244 199H243ZM10 198V197H9ZM28 199V200H26L27 201V203H26V201L22 204H19L20 203V201L22 200V199ZM49 198V197H48ZM253 198H254V196H253ZM24 199V200H25ZM32 199H31V201H32ZM189 199V198H188ZM4 200V199H3ZM7 200H8V198H7ZM252 200H254V199H252ZM5 202H6V200H4ZM30 201V202H31ZM190 201V200H189ZM220 201V200H219ZM163 202V201H162ZM221 203H223L222 201H220ZM220 202H218V203H220ZM252 202V201H251ZM59 203V202H58ZM244 203V204H245ZM31 204H32V202H31ZM62 204V205H63ZM244 204H243V206H244ZM251 204V203H250ZM5 205V204H4ZM29 205V204H28ZM88 205V204H87ZM26 206V205H25ZM78 206V205H77ZM99 206V207H100ZM53 207V206H52ZM108 207V208H109ZM245 207V206H244ZM249 207V206H248ZM197 208H198V206H197ZM246 208H247V206H246ZM17 209V208H16ZM77 209H78V207H77ZM191 209V208H190ZM226 210V211H227ZM11 211V210H10ZM123 211V210H122ZM121 211V212H122ZM201 211V210H200ZM220 211V212H219ZM243 211V210H242ZM240 212V211H239ZM1 213V212H0ZM223 213H227V212H224V210H223ZM235 213V212H234ZM46 214H48V213H46ZM45 214V215H46ZM84 214V213H83ZM86 214V213H85ZM113 214H114V212H113ZM134 215L136 216L137 214L136 213H134L132 216L134 217ZM190 215H192V214H190ZM210 215V214H209ZM83 216V215H82ZM87 216V215H86ZM91 216H92V214H91ZM111 216H112V214H111ZM111 216H109V217H111ZM138 216V215H137ZM160 216V215H159ZM194 216H195V214H194ZM218 216H221V215H218ZM224 216V219L222 218ZM223 216H221V218L223 219H221L223 222H224V220L225 221H227L228 220V218H227V216H226V214H223ZM62 217V216H61ZM79 217V216H78ZM77 217V218H78ZM90 217V216H89ZM114 217V216H113ZM118 217V216H117ZM132 217V218H133ZM150 217H154V215H152V216H150ZM150 217H148V216H143L142 218H136V217H134V218H136L135 219V221H138L139 222V225H140V223H145V225H146V223H148L149 221L150 222H152L151 221V218ZM163 217V216H162ZM205 217V216H204ZM204 217H203V219H204ZM48 218H49V216H48ZM47 218V219H48ZM51 218V217H50ZM64 218V217H63ZM65 218H66V216H65ZM83 218H85V217H82V220H83ZM91 218V217H90ZM95 218V217H94ZM119 218V217H118ZM160 218V217H159ZM158 218V219H159ZM253 218V217H252ZM23 219H26V218H23ZM53 219V218H52ZM73 219V218H72ZM76 219V218H75ZM109 219V218H108ZM163 219V218H162ZM166 219V218H165ZM195 219V218H194ZM254 219V218H253ZM256 219V218H255ZM27 220V219H26ZM68 220H69V218H68ZM81 220V219H80ZM92 220V219H91ZM90 220V221H91ZM117 220V219H116ZM122 220V219H121ZM132 220V219H131ZM130 220V224H128V226L129 225H131V223H132V221ZM153 220V219H152ZM192 220H193V218H192ZM202 220V219H201ZM237 220V219H236ZM256 220H258V219H256ZM49 221V220H48ZM64 221V220H63ZM63 221H60L59 220V218H58V220H50V224H48V226L49 227H51V225H52V229L51 228H49V231H48V233H47V235L50 237L49 238V241H48V243H46L47 245L43 248V247H41L40 245H38V244H36V241H35V239L37 238V234H36V232L34 231H32V230H29V228L28 229H25V228H23V229H21V231L19 232V233H14L13 232V230H15V229H13V230H10L9 228H8V234H7V236H9L10 237V239H11V237H12V240L14 241V240H20V242L22 243V245H21V247H18V248H16L18 251H19V253H20V255H22V256H24V255H26V257H28V259L29 260H31V257L32 258H34L35 259V257H34V255H36V253H38L37 251H41V253L43 254V255H39L38 257H37V259L38 258H41V259H39V260H41V262H43V264H73L72 262L74 261L73 259V261H69V260H66V259H68L69 257L68 256H65L66 254H68V253H70L69 252V250H70V248H71V250H72V247H74L75 248V246H74V244H73V242L74 241H76V240H78V239H80L81 237L83 238V237H85L86 239H89V231L92 229H90L89 231L87 230V225H86V221L85 222H83V221H81V223L83 222V223H85L81 228H77V229H75L74 228V230H66V228H67V225H66V223H67V221H66V223H64ZM113 222L114 220H112V219H110V222ZM129 221V220H128ZM154 221V220H153ZM158 222H159V220H157ZM239 221V220H238ZM24 222V221H23ZM103 222V221H102ZM106 222V221H105ZM107 222H109V220L107 221ZM117 222H120V221H117ZM126 222H127V220H126ZM138 222H136V224H138ZM155 222V221H154ZM163 222V221H162ZM27 223V222H26ZM30 222H28V224H29ZM33 223V222H32ZM73 223V222H72ZM90 223V222H89ZM113 223H115V222H113ZM122 223H123V221H122ZM161 223V222H160ZM261 223V222H260ZM23 224V223H22ZM27 224V225H28ZM71 224V223H70ZM111 224V223H110ZM119 224V223H118ZM118 224H115L111 229V232L110 233H103V232H101L102 234H99V235H97V236H99V237H95V239H94V241H93V239H92V242H94L93 244H94V246L95 247H97L99 250H96V252L98 251L99 252V254H100V258H99V260H96V258L94 257V260L97 262V264H143V262L146 260L145 259V256H148V258L151 260V262H150V260H149V262H146L147 264H156V263H158L157 262V259H158V256H160V254L162 253L163 254V252H165V249H166V247H167V245H165V246H162V243L164 242V241H167L165 238H167L168 237V235H169V233H167L166 232V234L165 233H163V232H161L162 231V229L163 228H161L160 226H159V228H161V230L159 229V228H157L156 230H160V231H156V230H153V233H155L154 231H156V233L155 234H151L153 237H151L150 239H149V242H148V245L146 244V246L147 247H142V244L140 243V241H138L137 242V247H135L136 245H134V244H132V245H134V247L132 248V245H131V248H129V249H131V250H128L129 251V253H127L128 255L126 256V257H124L123 255L121 256V254H119V253H121V252H117L118 254H119V256L116 258V257H114V253L115 252H112V250H111V244H113L112 243V241L113 242H115V240H114V238H116V237H114L115 235L117 236L118 234H116V232H117V226H119ZM133 224V223H132ZM135 224V225H136ZM156 223H154V225H155ZM162 224V223H161ZM223 224V223H222ZM221 224V225H222ZM31 225V224H30ZM36 225V224H35ZM101 225H102V223H101ZM100 225V226H101ZM113 225V224H112ZM134 225V226H135ZM138 225V226H139ZM144 225V226H145ZM150 225V224H149ZM19 226V225H18ZM23 226H24V224H23ZM22 226V227H23ZM74 226V225H73ZM78 226H80V225H78ZM89 226V225H88ZM90 226H91V223H90ZM89 226V227H90ZM93 226V225H92ZM91 226V227H92ZM103 226H104V224H103ZM108 226H110V225H107V227ZM132 226V225H131ZM137 226V225H136ZM156 226V225H155ZM157 226H158V223H157ZM243 226H244V224H243ZM264 226V225H263ZM77 227V226H76ZM88 227V228H89ZM95 227V226H94ZM102 227V226H101ZM123 226L121 225V227L120 228H122ZM130 227V226H129ZM148 227H154V226H148ZM16 228V227H15ZM31 228V227H30ZM34 228V227H33ZM69 228V227H68ZM109 228V227H108ZM107 228V229H108ZM117 228V229H116ZM142 228V227H141ZM146 229H148L147 227H145ZM156 228V227H155ZM155 228H153V229H155ZM16 229H18V228H16ZM96 229V228H95ZM103 229V228H102ZM106 229V230H107ZM144 229V228H143ZM151 228H149V230H150ZM19 230V229H18ZM33 230H35V228L33 229ZM105 230V229H104ZM104 230H102V231H104ZM96 231V230H95ZM99 231V230H98ZM118 231H120V230H118ZM43 232V231H42ZM37 233H39V232H37ZM41 233V232H40ZM92 233V232H91ZM14 234H16V235H14ZM168 234V235H167ZM207 234V233H206ZM171 235V234H170ZM263 235H264V233H263ZM15 236V237H14ZM122 236V235H121ZM130 236V235H129ZM134 236V235H133ZM137 236V235H136ZM141 236V235H140ZM140 236H139V238H140ZM39 237V236H38ZM91 237V236H90ZM93 237V238H94ZM119 237V236H118ZM124 238H125V236H123ZM173 237V236H172ZM174 237H176V236H174ZM173 237V238H174ZM41 238H43V237H41ZM85 238H84V240H85ZM123 238V239H124ZM129 238V237H128ZM138 238V237H137ZM141 238H143V237H141ZM163 238H164V240H163ZM169 238H170V240H171V237L169 236ZM169 238H168V240H169ZM173 238H172V240H173ZM38 239V238H37ZM117 239V238H116ZM131 240H132V238H130ZM174 239H176V238H174ZM42 240V239H41ZM48 240V239H47ZM83 240V239H82ZM81 240V241H82ZM118 241H119V239H117ZM128 240V239H127ZM137 240V239H136ZM139 240V239H138ZM148 240V239H147ZM171 240V241H172ZM11 242V244L13 245L14 244V242ZM80 241V240H79ZM86 241V240H85ZM124 241V240H123ZM129 241V240H128ZM143 241V240H142ZM141 241V242H142ZM145 241H146V239H145ZM171 241H170V243H171ZM173 241H176V240H173ZM211 241V240H210ZM78 242V241H77ZM88 242H89V240H88ZM144 242V241H143ZM169 242V241H168ZM168 242H165V243H168ZM90 243V242H89ZM115 243H117V242H115ZM132 243V242H131ZM164 243V244H165ZM82 244V243H81ZM88 244V243H87ZM92 244V243H91ZM91 244H89V245H91ZM173 244H175V242L173 243ZM173 244L171 245V246H173ZM78 245V244H77ZM80 245V244H79ZM84 245V244H83ZM123 245V244H122ZM124 245H125V243H124ZM170 245V244H169ZM85 246V245H84ZM88 246V245H87ZM87 246H85V247H87ZM33 247H36L37 248V250L36 251H32L31 249L33 248ZM79 247V246H78ZM77 247V248H78ZM89 247V246H88ZM115 247L118 249V246L115 244ZM123 247H125V246H123ZM129 247V246H128ZM170 247V246H169ZM90 248V247H89ZM92 248V247H91ZM81 249V248H80ZM85 250H86V248H84ZM88 249V248H87ZM96 249V248H95ZM95 249H93V250H95ZM116 249V250H117ZM124 249H127L126 247L124 248ZM168 249V248H167ZM166 249V250H167ZM170 249V248H169ZM35 250V249H34ZM83 250V249H82ZM113 250H115V249H113ZM76 251H77V249H76ZM75 251V252H76ZM87 251V250H86ZM89 251V250H88ZM119 251V250H118ZM127 250H126V252H128ZM79 252V251H78ZM90 252V251H89ZM122 252L123 253H125V251H123L122 250ZM225 252V251H224ZM72 253H74V252H72ZM77 253V252H76ZM82 253H84V252H82ZM92 253V252H91ZM94 253V252H93ZM40 254V253H39ZM71 254V253H70ZM70 254H68V255H70ZM75 254V253H74ZM96 254V253H95ZM98 254V253H97ZM76 255V254H75ZM94 255V254H93ZM125 255H126V253H125ZM170 255V254H169ZM169 255H167V256H169ZM74 256V255H73ZM82 256V255H81ZM84 256V255H83ZM95 256V255H94ZM99 256V255H98ZM98 256H96L97 257V259H98ZM164 256V255H163ZM66 257H68V258H66ZM72 258V257H71ZM171 258H173V257H171ZM220 258H221V255H220ZM227 258V257H226ZM80 259V258H79ZM160 259H162L161 257H160ZM166 259V258H165ZM215 259V258H214ZM43 260V261H42ZM81 260V259H80ZM87 260V259H86ZM147 260V261H148ZM172 260V259H171ZM77 261V260H76ZM85 261V260H84ZM84 261H83V263H84ZM89 261V260H88ZM87 261V262H88ZM93 260L91 259V262H92ZM166 261V260H165ZM37 262V261H36ZM79 262V261H78ZM77 262V263H78ZM81 262V261H80ZM82 263V262H81ZM94 264H96L95 262H93ZM181 263V262H180ZM186 263V262H185ZM203 264L202 263V261L201 260H192V261H189V264ZM76 264V263H75ZM80 264V263H79ZM85 264V263H84ZM92 264V263H91Z\"/></svg>",
  "mask_w": 264,
  "mask_h": 264
}]
</instances>
